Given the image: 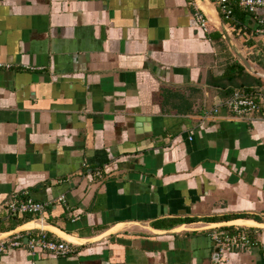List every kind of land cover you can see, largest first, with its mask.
<instances>
[{
	"label": "crops",
	"instance_id": "crops-1",
	"mask_svg": "<svg viewBox=\"0 0 264 264\" xmlns=\"http://www.w3.org/2000/svg\"><path fill=\"white\" fill-rule=\"evenodd\" d=\"M230 2L264 70L263 11ZM192 14L188 0H0V234L17 195L51 202L42 229L82 242L0 264H264L257 249L219 256L202 230L264 224V118L223 105L264 81L238 75L217 27Z\"/></svg>",
	"mask_w": 264,
	"mask_h": 264
},
{
	"label": "built area",
	"instance_id": "built-area-1",
	"mask_svg": "<svg viewBox=\"0 0 264 264\" xmlns=\"http://www.w3.org/2000/svg\"><path fill=\"white\" fill-rule=\"evenodd\" d=\"M231 0H210L212 5L217 9L221 20L224 22L230 32L240 36L242 28L234 23L233 6ZM237 7L249 14L256 13L258 10L263 11L262 19L259 21L258 34L264 36V0H232ZM192 8L193 24L196 28L206 32L208 31L210 21L205 13L198 6L197 0H188ZM263 94L247 93L236 91L223 105L232 114L240 119H249L254 114L261 115L264 118V108L261 106ZM219 113V107L213 108L212 114ZM94 176L101 179L102 173L95 171ZM53 203H64L63 196L52 201ZM51 203V202H50ZM50 203L37 202L29 197L20 198L13 196L6 205L8 218L18 220L23 217H30V221L40 227L39 230L25 231L13 234L0 241V258L8 254L11 250L26 248L30 254L45 252L54 256H68L76 253L74 244L66 241L52 239L49 234L42 229L45 225L43 218L44 212ZM209 239L212 242L219 256L227 253H245L253 249L259 250L261 259L264 263V243L261 241L258 229L253 228H236L232 232L221 230H212L209 232ZM26 239V243L24 240Z\"/></svg>",
	"mask_w": 264,
	"mask_h": 264
},
{
	"label": "water",
	"instance_id": "water-1",
	"mask_svg": "<svg viewBox=\"0 0 264 264\" xmlns=\"http://www.w3.org/2000/svg\"><path fill=\"white\" fill-rule=\"evenodd\" d=\"M197 3H198V6L201 8V10L205 13L210 23H213L217 27V29L223 36L229 50L234 55L236 60L245 68V70L248 73L264 81V70H257L256 66L248 59L246 53L243 50L242 44L238 41V39L234 36V34L228 30L224 22L221 20L217 9L212 5L210 0H197ZM222 227L224 226L211 225V226L203 228L202 230L212 231V230L220 229ZM226 227L264 229V224H258L250 220H238ZM39 229L40 227L36 225L35 223L33 224L32 222H27L13 230L0 234V241L13 234H17V233L25 232V231L39 230ZM43 230H45L48 233L55 234V235L57 233L61 234L66 239H68V241L66 242H69L76 246L82 245V242L79 239L74 238L70 235H67L66 233L50 225L44 226ZM24 242L26 243V239L24 240Z\"/></svg>",
	"mask_w": 264,
	"mask_h": 264
},
{
	"label": "trees",
	"instance_id": "trees-1",
	"mask_svg": "<svg viewBox=\"0 0 264 264\" xmlns=\"http://www.w3.org/2000/svg\"><path fill=\"white\" fill-rule=\"evenodd\" d=\"M233 11H234V15H235V11L236 10H235L234 7H233ZM236 62H237V66L236 67L238 68L237 69V71H238L237 74L240 75V74H242L244 72L245 68L237 60H236ZM245 72H247V71L245 70ZM248 74H250V73H248ZM251 76H253V75H251ZM253 77H255V76H253ZM255 78H257V77H255ZM243 86H245V85H243ZM240 89L242 91H244V92H247V93H256L254 87H251L249 85H247L246 87H241ZM27 222H29V219H27V218L24 219V220H13L12 222L7 223L8 224V227H7V229H5V231L13 230V229H15V228H17V227H19V226L27 223ZM224 231H227V230H224ZM232 231L233 230H231V232Z\"/></svg>",
	"mask_w": 264,
	"mask_h": 264
},
{
	"label": "rangeland",
	"instance_id": "rangeland-1",
	"mask_svg": "<svg viewBox=\"0 0 264 264\" xmlns=\"http://www.w3.org/2000/svg\"><path fill=\"white\" fill-rule=\"evenodd\" d=\"M219 230V229H218ZM221 230V229H220ZM221 231H223V230H221ZM227 232V231H226Z\"/></svg>",
	"mask_w": 264,
	"mask_h": 264
}]
</instances>
